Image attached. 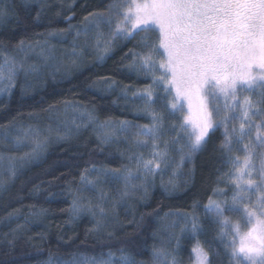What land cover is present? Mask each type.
<instances>
[{
    "label": "trees",
    "instance_id": "trees-1",
    "mask_svg": "<svg viewBox=\"0 0 264 264\" xmlns=\"http://www.w3.org/2000/svg\"><path fill=\"white\" fill-rule=\"evenodd\" d=\"M111 3L0 0V60H19L25 50L27 68L35 66L33 75L23 70L0 95V264L110 256H128L137 264H170V257L154 259V251L175 248L176 238L183 264H193L191 248L196 239L219 251L218 264H228L230 257L224 249L228 241L218 238L220 226L204 209L209 197L230 199L229 175L235 171L230 156L239 157L238 163L245 159L234 141L230 154L220 147L223 126L210 131L189 158L172 142L174 132L169 125L174 120L165 113L155 151L167 153L166 163L146 178L142 169L137 171V189L124 199L106 187L101 169L123 170L124 165L130 169L129 157L150 154L153 159L154 151L149 137L139 139H147L150 147L137 143L139 126H150L152 119L142 110L143 101L133 95L151 84V77L129 67L133 52L144 51L146 34L112 38L109 24H93L91 14L107 13ZM147 35L154 39L152 33ZM20 41H24L22 48ZM39 49L52 55L46 56L44 65L37 63ZM53 60L57 68L49 65ZM165 96L154 92L157 112L164 111ZM256 108L264 110V104ZM75 113L79 121H72ZM238 121H231L228 128ZM122 122H128L127 128L135 134L115 133L105 143L108 132L104 127ZM254 123L261 124V117L256 116ZM31 130L45 133L39 152L33 151L32 140L23 144L21 136ZM82 176L96 181L95 187ZM217 190L224 194L214 195ZM73 191L84 205L91 204L90 210L71 211ZM189 214L199 216L202 225L195 239L180 232L183 217ZM227 215L242 231L246 229L239 213L229 210Z\"/></svg>",
    "mask_w": 264,
    "mask_h": 264
},
{
    "label": "snow or ice",
    "instance_id": "snow-or-ice-1",
    "mask_svg": "<svg viewBox=\"0 0 264 264\" xmlns=\"http://www.w3.org/2000/svg\"><path fill=\"white\" fill-rule=\"evenodd\" d=\"M91 15V22L96 26L106 22L112 27V38L134 39L140 33L146 34L142 42L144 51L133 52V62L129 65L151 77V84L142 92L133 93L143 101L142 110L152 119L150 126H139L135 134L138 144L147 145L148 140L139 137H149L154 149L153 159L144 160L143 156L136 159L137 171L142 169L144 178L160 169L161 163H166L167 153L155 151L156 141L164 130L165 113L174 120L169 125L174 132L172 142L179 144L180 151L189 158L218 125L225 129L220 147L229 154L233 141L242 144L253 130L260 146L264 147V132L260 131L264 127V110L256 108L257 104H264V0H113L107 13ZM149 33L154 39L147 35ZM23 44L24 41H20L18 47L22 48ZM5 70L11 86L17 71L24 69L22 63L5 57L4 64L0 65V81L4 79ZM253 89H260L257 101L244 97L238 102L239 92ZM157 91L166 94L163 112L153 107ZM238 109L239 115L234 116ZM256 116L261 117L259 125L254 123ZM233 120L240 121L239 128L229 130L228 125ZM127 124L122 122L121 129L126 130ZM114 134L106 133L104 142H109ZM244 149L246 153L253 150L248 144H244ZM261 155V167L256 170L258 182L252 178L255 169L248 156L243 163H238L239 157L230 156L235 169L229 175L233 185L230 199L209 197L204 205L206 216L220 226L218 238L228 241L224 243L230 257L228 264H264V153ZM122 168L101 169L100 172L123 179L127 185L133 173L127 165ZM81 179L94 183L83 176ZM215 194L224 193L217 190ZM72 195L71 211L91 209L90 203L81 202L78 192L73 191ZM253 196L256 197L254 202ZM229 210L239 213L247 231L242 233L241 225L229 219ZM201 230L199 216L183 217L181 234L190 233L195 239ZM191 254L193 264H218L215 258L220 256L209 242L202 243L199 239L192 246ZM162 256L170 257V264H183L179 256V238H176L175 248L154 251V259ZM121 262L137 264L128 256H122ZM99 264H111V261Z\"/></svg>",
    "mask_w": 264,
    "mask_h": 264
},
{
    "label": "rangeland",
    "instance_id": "rangeland-1",
    "mask_svg": "<svg viewBox=\"0 0 264 264\" xmlns=\"http://www.w3.org/2000/svg\"><path fill=\"white\" fill-rule=\"evenodd\" d=\"M27 51H23L22 52V56L19 60H16V62L22 63L23 64V69L30 73L31 75H33L34 73H32V71L34 70L35 66H29V68H27V57L25 56V54L27 55ZM50 54V52L43 50V49H39L35 55L37 57V63L41 65H44L48 62V60L46 59V56L48 58V55ZM51 55V54H50ZM52 56V55H51ZM8 59H14L12 58H8ZM4 60L5 59H1L0 60V65L4 64ZM61 61V60H60ZM32 64V63H30ZM57 64V62H55L53 60L52 64H49L50 66H55ZM57 68V65L56 67ZM23 72V70L17 71V73L15 74V76L12 78V82H11V86L14 85V83L16 82V80L18 79V77L20 76V74ZM7 71L5 70L4 72V79L3 81H0V95H2L3 93H5L11 86H9V82L7 79ZM244 97H248L251 101L255 102L259 99L260 97V89H253L251 91H241L238 93V102L242 101L244 99ZM258 106V104L256 105V107ZM237 115H239V109L237 110ZM81 119L80 115H78L77 113L74 114L73 120L72 121H79ZM238 121V120H236ZM240 125V121L236 122V123H232L231 124V128L232 127H236L239 128ZM246 127V126H245ZM247 128V127H246ZM104 130L106 132H108L109 134L112 133H121L122 135H134L135 132L131 131L130 129L126 128V130H122L121 129V124H109L106 125L104 127ZM231 130V129H229ZM42 131V130H41ZM39 130H31V131H27V133H24L21 137H22V141H24L23 144H26L29 140H32L33 142H31L33 144V151L39 152L41 147L44 145L45 143V133L41 132ZM21 134V131H19V136ZM207 140V139H206ZM235 145L237 146V151L241 152V154L243 156H248L250 163L252 165H254V169L252 171V178L256 179L258 182V173L256 170H258L261 167V163H262V153H264V147H261L257 137H256V132L253 130L250 134L246 135L245 140L243 141V143H236V141L234 140ZM244 144H248L250 146V148H252L253 150L250 153H246L245 149H244ZM149 147L151 146V142L147 144ZM202 147V146H201ZM200 147V148H201ZM199 148V149H200ZM137 150L134 151V153ZM137 153V152H136ZM139 155H135V157H133L130 160V164H131V170L133 173V179H131L127 185L125 184V182L123 181V179L117 178L113 175L110 174V176H104V179H106L107 177V181H106V187H111L110 190L113 192V194L115 192L118 191V196H120L122 199H124L126 196L124 195V193L126 192L127 195H130L133 193V190L137 189V164H136V159L137 157H139ZM145 156V157H144ZM143 158H145L144 160H150V154H144ZM150 158V159H149ZM96 182V181H94ZM134 185V186H133ZM92 187H95L94 184H91ZM123 192V193H122ZM253 202L255 201L256 197L253 196ZM99 201L102 203V196L101 198H99ZM234 223V222H233ZM244 231H247V228L244 229L243 231L241 230V232L243 233ZM239 241V238L237 239ZM111 261V264H122L121 262V258H116L114 256H110L108 258H102V259H89V258H81V259H72V260H59L55 263H49V264H99L100 261ZM246 264V262H245Z\"/></svg>",
    "mask_w": 264,
    "mask_h": 264
}]
</instances>
